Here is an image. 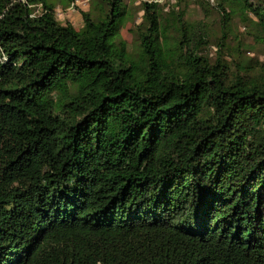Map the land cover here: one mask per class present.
<instances>
[{
	"label": "trees",
	"instance_id": "obj_1",
	"mask_svg": "<svg viewBox=\"0 0 264 264\" xmlns=\"http://www.w3.org/2000/svg\"><path fill=\"white\" fill-rule=\"evenodd\" d=\"M77 1L0 0V264H264V63L202 55L188 0L135 50L127 0ZM217 2L222 51L264 42V0Z\"/></svg>",
	"mask_w": 264,
	"mask_h": 264
},
{
	"label": "rangeland",
	"instance_id": "obj_2",
	"mask_svg": "<svg viewBox=\"0 0 264 264\" xmlns=\"http://www.w3.org/2000/svg\"><path fill=\"white\" fill-rule=\"evenodd\" d=\"M142 1H156L161 3H166L165 10L168 12L170 6L173 4H178V0H127L128 2V17L124 22V25L121 29V38L128 43V46L131 49L137 48V40L135 35L136 25L143 21L144 10L141 7ZM189 4L187 18L190 21H195L203 19L208 24V33H209V44L207 48L202 51V55H206L212 62H215L218 56H224L226 60L230 63L233 58L238 59H258L260 62L264 63V42H254L252 36L245 32L242 23L235 21L232 25V33L229 36L228 40L231 43L233 49L232 51H222L221 47L218 45L220 33V16L219 11L216 9L217 0H205L209 2L208 12L202 10L196 0H188ZM94 0H78L76 8L72 9H63L61 6L57 8L58 18L61 22L65 23L67 21L74 24V26L79 29L83 26L84 20L81 10L88 11L90 9L100 10L101 2L95 0V5L93 4ZM184 3V2H183ZM222 3V0H220ZM94 6L96 9H94ZM208 13V14H206ZM236 46L241 50L239 52L235 50ZM234 57L232 58L231 57ZM236 56V57H235ZM252 65H255V62L252 61Z\"/></svg>",
	"mask_w": 264,
	"mask_h": 264
},
{
	"label": "built area",
	"instance_id": "obj_3",
	"mask_svg": "<svg viewBox=\"0 0 264 264\" xmlns=\"http://www.w3.org/2000/svg\"><path fill=\"white\" fill-rule=\"evenodd\" d=\"M77 2H78V1H77ZM71 8L74 9V8H75V5H73Z\"/></svg>",
	"mask_w": 264,
	"mask_h": 264
}]
</instances>
